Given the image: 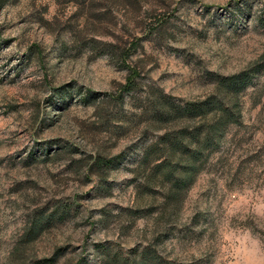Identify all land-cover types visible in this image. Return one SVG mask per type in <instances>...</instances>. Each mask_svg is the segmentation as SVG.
Masks as SVG:
<instances>
[{"label": "rangeland", "instance_id": "obj_1", "mask_svg": "<svg viewBox=\"0 0 264 264\" xmlns=\"http://www.w3.org/2000/svg\"><path fill=\"white\" fill-rule=\"evenodd\" d=\"M255 63L174 195L164 156L143 159L174 127L152 97L199 100ZM142 258L264 264V0H0V264Z\"/></svg>", "mask_w": 264, "mask_h": 264}, {"label": "trees", "instance_id": "obj_2", "mask_svg": "<svg viewBox=\"0 0 264 264\" xmlns=\"http://www.w3.org/2000/svg\"><path fill=\"white\" fill-rule=\"evenodd\" d=\"M89 40L92 43L104 42L107 46L113 45L112 41L102 40L97 36H91ZM260 66L255 63L239 72L220 75L216 80V93L199 100L175 102L162 92H157L152 97L148 111L162 122L173 123L174 127L165 130L157 141L145 148L143 159L146 162L150 158L147 161L149 164L164 156L152 166L175 187L174 195L179 194L192 180L199 168L198 163L209 150L217 146L226 127L239 122V111L232 107L234 96L251 82L254 72ZM53 214L54 212L42 215L35 222L33 233L40 232L45 222L53 218ZM143 256L144 253L141 257ZM139 263L148 264L143 258L131 264Z\"/></svg>", "mask_w": 264, "mask_h": 264}]
</instances>
